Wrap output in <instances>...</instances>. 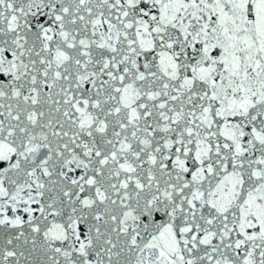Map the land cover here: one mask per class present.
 Masks as SVG:
<instances>
[{"label": "snow or ice", "instance_id": "6c2138e0", "mask_svg": "<svg viewBox=\"0 0 264 264\" xmlns=\"http://www.w3.org/2000/svg\"><path fill=\"white\" fill-rule=\"evenodd\" d=\"M0 264H264V0H0Z\"/></svg>", "mask_w": 264, "mask_h": 264}]
</instances>
